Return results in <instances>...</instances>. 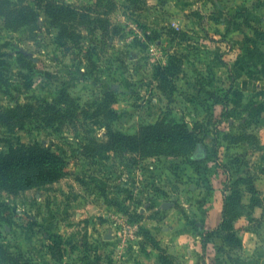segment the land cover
<instances>
[{
  "label": "rangeland",
  "instance_id": "obj_1",
  "mask_svg": "<svg viewBox=\"0 0 264 264\" xmlns=\"http://www.w3.org/2000/svg\"><path fill=\"white\" fill-rule=\"evenodd\" d=\"M117 1L111 20L123 35L105 40L83 28L73 47L60 44L44 10L35 31L8 29L0 16V44L12 55V91H0V108L35 97L53 102L65 90L86 110L113 93L117 110L97 124L80 116L51 127L30 118L8 131L0 123V152L39 145L68 161L61 177L0 189V244L26 264H264V208L254 217L247 190L234 221L239 240L207 233L238 178L242 189L250 179L264 182V42L238 15L256 23L261 13L250 0H147L137 11ZM19 52L31 70L16 61ZM158 64H169L170 76L156 78ZM160 121L195 129L193 151L178 145L177 153L135 162L91 151L107 139V126L137 134Z\"/></svg>",
  "mask_w": 264,
  "mask_h": 264
},
{
  "label": "trees",
  "instance_id": "obj_2",
  "mask_svg": "<svg viewBox=\"0 0 264 264\" xmlns=\"http://www.w3.org/2000/svg\"><path fill=\"white\" fill-rule=\"evenodd\" d=\"M29 2L30 4L27 2L18 3L14 0H0L2 23L12 30L30 29L35 31L39 21L37 9L44 10L50 24L59 30L57 39L65 47H68L69 42L71 47L82 43L83 28L93 33L100 31L101 37L105 40L123 35L120 26L111 20L112 13L118 7L117 0H91V3L84 7L59 0H29ZM127 4L129 9L137 11L144 9L147 0H126ZM238 15L244 18L242 26L253 28L255 36L258 39H264V30L252 26L245 14L239 12ZM237 24L239 25V22ZM6 46V44H0V91L10 94L9 89L12 91V87L9 59L12 55L6 51ZM258 53L264 57L263 50L259 49ZM15 59L21 67L27 70L32 69L31 60L27 55L19 52ZM169 64H158L155 69L156 78H164L166 74L167 77L170 76L168 73ZM27 75L20 73L24 88L30 89L32 87L31 80ZM111 95L113 93L109 92L101 101H95L96 103L89 107V110L81 106L79 101L65 90L53 102L37 97H35L36 101L32 103H29L28 100L25 103L17 101L14 107L0 108V123L9 127L8 131H13L16 125H19L18 127L26 126V121L30 118L42 119L46 126L50 125L51 127H61L68 122L78 120L80 116L91 117L94 119V124H97L98 117L114 118L117 115V110L113 107L115 100ZM106 136L107 139L99 142L96 145V150L93 149L92 152H97L98 155L110 152L120 156L130 154L134 156V162L137 157L144 158L164 152L177 153L179 146L183 147L184 154L187 152L189 154L193 151L198 140L195 129L190 130L185 125L161 121L144 125L137 134H126L107 126ZM20 146L15 147L10 144L7 150L0 152V189L14 192L20 188H28L51 181L68 171V161L63 155L55 153L49 148L41 149L39 145L34 146L35 148L25 144ZM242 181H245L244 177L238 178L236 184L229 188L231 194L227 195L223 201L221 221L215 228L207 232L208 236L217 235L225 237V240H239L235 222L243 216L242 211L238 209H241L242 205L244 207L245 190L251 193L248 203L251 211H254L256 206L264 208V199L257 198L258 188L253 179H250L244 189L240 188ZM2 206L8 207L5 204ZM150 240L153 242L154 238ZM0 257L4 258L8 264H26L2 244H0Z\"/></svg>",
  "mask_w": 264,
  "mask_h": 264
},
{
  "label": "crops",
  "instance_id": "obj_3",
  "mask_svg": "<svg viewBox=\"0 0 264 264\" xmlns=\"http://www.w3.org/2000/svg\"><path fill=\"white\" fill-rule=\"evenodd\" d=\"M252 5L255 8V11H257L260 15H259V19L258 21L255 23V21H253L250 18V22L252 24V26L258 27L260 30H264V14L262 15V13H264V0H250ZM244 3H248L249 0H243ZM243 11H246L245 9H241ZM254 35V34H253ZM254 41H257L258 43L264 42V39H258L255 36L252 37ZM262 50L264 51V48H262ZM257 187L258 189H261L262 191H264V182L263 181H257ZM247 202V200H246ZM254 217L256 218H261L263 215V207L262 206H256L254 208Z\"/></svg>",
  "mask_w": 264,
  "mask_h": 264
}]
</instances>
